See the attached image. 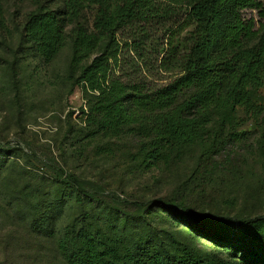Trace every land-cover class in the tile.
<instances>
[{
  "label": "rangeland",
  "instance_id": "374dc122",
  "mask_svg": "<svg viewBox=\"0 0 264 264\" xmlns=\"http://www.w3.org/2000/svg\"><path fill=\"white\" fill-rule=\"evenodd\" d=\"M39 1L65 19L66 39L49 63L24 35L37 2L0 0V264H69L73 246L67 240L63 250L61 240L72 226L71 235L84 226L128 239L136 251L144 247L145 236L157 233L168 245L192 246L209 263L264 264L257 250L199 234L169 207L152 203L173 198L174 209L201 223L213 216L232 222L264 216V143L258 124L239 110L236 139L226 130L218 149L205 151L192 143L157 161L145 156L148 138L138 132L92 139L81 131L77 137L67 135L68 115L79 126L86 118L81 110L88 106L79 86L69 91L71 31L77 24L92 30L96 5L83 0L78 17L68 21L61 0ZM158 2L170 7L168 13L119 29L115 59L109 60L111 79L128 88L138 85L142 92L181 76L180 68L169 63L170 49L181 58L191 47V28L179 32L186 1ZM241 15L253 18L257 28L264 21L255 9ZM253 98L264 105V85ZM69 174L89 192L80 195V202L65 180ZM135 201L146 204L135 206Z\"/></svg>",
  "mask_w": 264,
  "mask_h": 264
},
{
  "label": "trees",
  "instance_id": "16d2710c",
  "mask_svg": "<svg viewBox=\"0 0 264 264\" xmlns=\"http://www.w3.org/2000/svg\"><path fill=\"white\" fill-rule=\"evenodd\" d=\"M28 15L24 35L45 63L59 52L66 39L65 19L43 7L39 0ZM186 17L179 32L191 28V47L187 55L177 58L169 54V63L182 73L173 83L151 92L136 85L127 87L111 79L109 60L115 59L117 32L135 19L167 14L170 7L158 0H89L96 5L92 30L77 24L71 31V58L68 73L69 91L79 86L88 102L81 110L86 118L73 124L68 115L66 134L79 132L91 139L95 136L120 137L138 132L148 138L144 146L148 160L165 158L167 152L182 145L199 144L205 151L223 146L224 132L238 137L235 127L239 110L249 115L261 128L264 143V105L256 103L253 93L264 85V21L257 28L253 18L241 12L255 9L264 20L261 0H185ZM83 0H61L68 21L75 20ZM229 18V20H227ZM252 44L248 45L246 43ZM90 57H92L90 59ZM90 59V60H89ZM88 63L84 64L85 61ZM216 126L209 129L210 125ZM72 137V138H73ZM63 173L62 170H60ZM65 180L81 194H88L75 175ZM152 203L169 207L193 231L221 240L232 239L264 257V216L239 222L223 217H208L202 223L185 217L174 209L173 198H156ZM145 206V202H133ZM61 248L67 240L73 249L69 264H213L204 261L190 245H168L157 235L145 236L143 248L134 250L125 238L99 235L84 226L71 235L67 228ZM69 234L71 235L69 237ZM66 239V240H65ZM176 249L180 255H176ZM215 264H228L218 260Z\"/></svg>",
  "mask_w": 264,
  "mask_h": 264
}]
</instances>
